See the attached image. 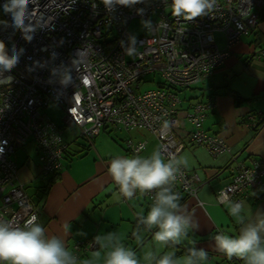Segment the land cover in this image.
Returning <instances> with one entry per match:
<instances>
[{
    "label": "built area",
    "instance_id": "built-area-1",
    "mask_svg": "<svg viewBox=\"0 0 264 264\" xmlns=\"http://www.w3.org/2000/svg\"><path fill=\"white\" fill-rule=\"evenodd\" d=\"M5 2L0 0V42L6 54L11 56L14 49L18 59L10 71L3 72V77L13 79L0 83V147L4 149L0 221L23 226L31 215L38 216V207L18 178L13 155L32 142L38 175L59 173L68 149L62 137L66 127L76 128L77 138L89 141L105 125L125 131L142 129L163 149L165 159L178 158L186 145L202 147L214 156L229 151L221 136L202 128L216 109L215 98H201L182 109L177 91L213 75L233 45L254 32L263 0H215L210 12L191 21L172 15L171 0H139L111 8L102 0H30L28 40L12 26L11 15L4 13ZM133 19L149 22L143 35L128 31ZM215 33L222 34L223 48ZM129 48L135 49L134 55H128ZM250 57L264 63V47L256 48ZM144 85L152 87L142 89ZM50 103L63 110L61 125L41 113ZM263 121L264 117L250 113L243 125L257 130ZM184 124L181 138L176 131ZM145 147L146 140L126 141L132 154ZM228 169L231 179L215 195L219 204H242L264 185V158L252 157L246 163L232 155ZM172 186L180 196L195 197L198 175L182 168ZM155 191L142 194L150 205ZM71 248L81 257L99 246L94 239H85Z\"/></svg>",
    "mask_w": 264,
    "mask_h": 264
},
{
    "label": "crops",
    "instance_id": "crops-1",
    "mask_svg": "<svg viewBox=\"0 0 264 264\" xmlns=\"http://www.w3.org/2000/svg\"><path fill=\"white\" fill-rule=\"evenodd\" d=\"M251 35L233 45L228 58L213 73L223 71L228 80L225 81L226 84L218 85L217 92L211 95L215 97L216 109L209 113L202 123L204 130L225 140L229 151L214 156L202 147L186 145L178 156L189 158V165L185 169L196 173L199 178L195 197L181 195V204L194 215L199 224L198 230H190L188 236L182 238L178 245L169 242L168 246L160 248L153 239L158 229L148 230L139 225L142 242L138 244L133 237V231L137 228L140 214L146 215L151 205L139 192L130 200L124 198L112 180L108 167L111 160L117 156L151 155L157 149V142L154 138L152 144L146 140V147L139 153L132 154L123 148L120 141L94 139L75 141L74 145L82 154L73 158L70 157L68 146L64 168L48 187L47 179L38 176L37 164L33 179L31 171L25 165L17 167L18 178L24 184L25 190L34 187L38 192V196L34 195V199H30L38 207V222L45 228L46 235L62 238L71 251L76 241L117 232L125 247H131L137 253L141 263H145L143 255L148 250L156 252L157 259L166 252H174L175 259L185 256L190 247H195L197 250L204 249L209 254V260L200 264H240L236 257L229 259L215 249L216 235L225 233L235 236L244 226L229 215L228 202L219 204L215 195L217 190L230 181L228 166L232 155H237V160L246 163L252 157L264 158V121L257 130L248 129L243 125L247 114L264 117V63L250 57L256 48L264 47V5L260 11L258 25ZM242 60L246 72L239 74L237 70L232 74L231 69ZM226 61H229V66H225ZM224 71L231 73L226 74ZM239 75L245 76L241 79ZM230 90L246 100L236 106ZM185 126L187 124L176 131L177 136L185 137ZM117 129L120 128L105 125L99 135L104 132L110 136L111 132ZM242 205L245 209L242 213L245 225L250 220L254 221L256 214H264V185L248 194ZM67 224L70 225L68 231L65 228ZM93 252L95 251L84 253L80 258H90ZM99 264H103L102 259Z\"/></svg>",
    "mask_w": 264,
    "mask_h": 264
},
{
    "label": "clouds",
    "instance_id": "clouds-1",
    "mask_svg": "<svg viewBox=\"0 0 264 264\" xmlns=\"http://www.w3.org/2000/svg\"><path fill=\"white\" fill-rule=\"evenodd\" d=\"M138 2L139 0H102L107 8L115 5L131 6ZM214 2L215 0H171L170 8L174 17L191 21L210 12ZM29 4L30 0H6L2 6L4 13L11 15L12 26L20 29L26 40L30 39L28 33L31 31L26 21L32 20ZM148 23L145 22V26ZM132 43L135 45L136 41L133 40ZM134 54L135 49L129 48L128 55ZM17 59L15 50L9 56L5 52L4 43L0 42V83H9L13 79L11 76L3 77V72L10 71L17 64ZM67 79L65 77V82ZM167 126L165 123L164 127ZM3 151V147H0V153ZM188 165L187 156L165 159L161 148L147 157L117 156L111 160L108 172L124 198L130 200L137 192L150 194L156 190L150 210L146 215L140 214L137 228L133 231L138 244L142 242L139 225L148 230L158 229L153 239L160 248L168 246L169 242L178 245L190 230L199 229L194 215L181 204V196L172 186L177 174ZM228 211L235 221L244 226L235 236L225 233L216 235V251L229 259L239 258L244 264H264V214H256L255 220H250L245 225L242 215L245 209L241 203L230 201ZM38 221L35 214L23 226L0 221V264H99L101 259L103 264H141L137 253L131 247H125L117 232L97 235L94 241L99 250L93 252L90 258L81 259L69 250L65 240L46 235L45 228ZM65 228L68 231L70 225H65ZM175 255L174 252H166L157 259V253L148 250L143 255V261L145 264H152L153 261L155 264H200L209 260V254L204 249L197 250L195 247H190L185 256L174 259Z\"/></svg>",
    "mask_w": 264,
    "mask_h": 264
},
{
    "label": "rangeland",
    "instance_id": "rangeland-1",
    "mask_svg": "<svg viewBox=\"0 0 264 264\" xmlns=\"http://www.w3.org/2000/svg\"><path fill=\"white\" fill-rule=\"evenodd\" d=\"M144 26H145V22L143 20L133 19L128 26V31L133 36H140V35H143L144 33ZM214 36H215V39L217 40V44L219 48H223L224 39L222 37V34L215 33ZM242 62L243 60L239 62L240 63L239 65H235L236 67L235 68L233 67L231 69L232 74L236 72L237 70L239 74H244L246 72L245 65L244 63L242 65ZM229 65H230L229 61H226L225 66H229ZM224 72H226V74L231 73L230 71L229 72L224 71ZM223 74H224L223 71H217L211 77H208L202 80L201 82L197 83L194 87H192V89H185V90L182 89L180 92H178L177 94H178L179 99L181 100L182 108L186 107L188 103L197 101L201 97L211 96L212 94H215L218 90V85L226 84L225 81L228 80L225 78ZM229 74L227 75L228 77H229ZM239 76L241 79H243L245 75H239ZM155 78L159 79L158 76ZM150 87L152 86L144 85L142 86V89H146ZM211 97H214V96H211ZM41 113L44 114L48 119L52 120L54 123L61 125L64 113H63V110L59 106L53 103H50L48 107L41 110ZM62 135H63V140L70 147L71 154H73L74 152H77L78 149L74 145L75 144L74 142L82 141L81 138H77V135H78L77 129L74 127L63 128ZM138 138L140 140L145 139L147 141H150L151 144L154 141L153 137L148 132L142 129L129 130V131L117 129V130L112 131L110 136H108L107 134L103 132L102 134L99 135V137L97 136L95 138V141H120L122 143L123 148L124 147L126 148V141L133 140V142H135L138 140ZM13 159L17 167L20 168L21 166L25 165V167H27L31 171L32 179L34 178L35 168L37 164V156L30 142L24 145L23 147L17 149L13 155ZM26 159L28 160L25 161ZM41 178H45V177H41ZM26 192L32 200L34 199V195L38 196V192L34 187L27 188Z\"/></svg>",
    "mask_w": 264,
    "mask_h": 264
},
{
    "label": "trees",
    "instance_id": "trees-1",
    "mask_svg": "<svg viewBox=\"0 0 264 264\" xmlns=\"http://www.w3.org/2000/svg\"><path fill=\"white\" fill-rule=\"evenodd\" d=\"M260 18V17H259ZM2 19V12H1V10H0V20ZM212 76V75H211ZM210 76V77H211ZM201 82V81H200ZM159 85H163L162 83H159ZM195 86V85H194ZM194 86H192V87H194ZM192 87H187V88H183V90H185V89H192ZM182 90V89H181ZM181 90H178L177 92H180ZM230 93H231V95L233 96V100H234V104L237 106L238 104H240L243 100L245 101L246 99H244L243 97H241L237 92H235V91H233V90H230ZM209 97H211V96H206L205 98H209ZM202 99H205L204 97H201ZM200 98V99H201ZM215 98V97H214ZM194 99H196V98H194ZM190 100H192V99H190ZM62 137H63V135H62ZM97 137V136H96ZM95 139V137L92 139V140H90V141H93ZM82 141H89V140H87V139H81ZM65 142V141H64ZM31 144H32V146H33V148H34V151H35V147H34V144L32 143V142H30ZM66 143V142H65ZM69 146V145H68ZM66 153H67V150H66V152H65V154H64V156H63V160H62V169H61V171L63 170V168H64V161H65V155H66ZM80 155V154H82V151H78V152H75V153H73V154H70V157H74V156H78V155ZM37 167H38V172H39V165L37 164ZM60 171V172H61ZM59 172V173H60ZM59 173H53V174H50L49 176H47V177H45L46 179H47V186L46 187H48V186H50L51 185V183L58 177V175H59ZM39 177H41L40 175H39ZM230 179H231V175H230ZM263 181H264V178H263ZM27 193V192H26ZM28 197H29V195H28ZM30 198V197H29ZM240 260V259H239ZM240 262L241 263H243L242 262V260H240ZM152 264H155V263H152Z\"/></svg>",
    "mask_w": 264,
    "mask_h": 264
}]
</instances>
